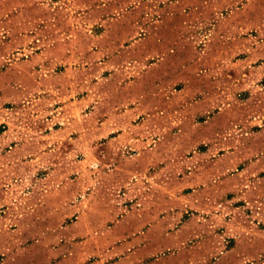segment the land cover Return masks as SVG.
<instances>
[{
    "label": "rangeland",
    "instance_id": "374dc122",
    "mask_svg": "<svg viewBox=\"0 0 264 264\" xmlns=\"http://www.w3.org/2000/svg\"><path fill=\"white\" fill-rule=\"evenodd\" d=\"M42 51L68 60L27 65ZM39 78L55 106L81 99L62 117L85 112L86 135L110 117L102 139L164 138L139 181L165 201L131 209L127 178L115 201H69L52 223L63 233L40 247L20 237L35 175L14 148L41 119ZM93 144L79 154L88 194L140 166ZM0 264H264V0H0Z\"/></svg>",
    "mask_w": 264,
    "mask_h": 264
},
{
    "label": "crops",
    "instance_id": "0c3cea01",
    "mask_svg": "<svg viewBox=\"0 0 264 264\" xmlns=\"http://www.w3.org/2000/svg\"><path fill=\"white\" fill-rule=\"evenodd\" d=\"M61 60H68V58L60 53H44L42 51L32 56L27 65L40 62V67L47 69L49 63ZM39 64L32 68L33 74H39L40 71L37 68ZM38 81L34 80L31 86H35L37 93L44 94L41 101L34 103L37 105L34 112L39 113L41 119H34L36 121L28 125V133H14L20 136L19 144L14 148V155L18 158L28 159V163L31 164L28 172L35 175L31 197L28 200L35 203L34 215H23L19 219H15V222L18 223V228L15 231L19 232L20 237H33L37 239L34 246L40 247L39 244L42 239L45 241L63 233L58 230V228L63 227L58 226L55 228L52 223L59 218L61 220L64 218L67 214L69 201H77L78 205H80L79 201H115V197H113L116 194L115 186L121 184L127 178L128 182L124 184L126 185L125 191L121 192L122 196H119L118 200L121 201L124 196L125 201H130L131 209L135 205H141L142 201H165L164 189H162L163 191L155 189L153 193L151 192L148 195V192L145 191L146 188L139 181L140 174L145 172L141 160L152 150L159 151L163 147L164 138L154 141L156 150H154V147H149L150 139L147 134L137 136L125 133L110 134L102 139L101 133L110 130L113 125L110 117L106 119L92 118L94 127L97 130L93 131L92 135H86V126L90 123L85 119V116H87L85 112H83V116L80 113V116L73 118L69 123L63 121L62 117V113L66 109H70L74 104L78 107L81 99L68 100L62 103L61 106H55L54 104L62 102V99L57 98L58 95L51 96L54 88L48 89L45 85V79L39 78ZM58 94L61 95L62 91H59ZM93 109L96 111V106ZM94 111L89 113L94 114ZM120 124L123 125L125 122ZM68 127L74 130L73 134L69 135L67 133ZM89 142L94 143V150L104 154L107 153L109 156L117 157L121 153H130L137 161H140V166L138 165L139 168L137 166L136 170H132L135 173H128L130 175L118 173L117 171H110L109 174L107 172L104 177L97 179L88 194L85 187V168L80 165L79 154L85 152L86 145ZM68 156L76 157L74 161H71V165L68 164L69 160L66 158ZM20 171L22 173L27 172L24 167H20ZM111 174L112 177H110ZM130 176H132V179ZM76 218L80 220L82 215H78ZM143 219L146 218L141 217L139 221ZM137 239H139V236Z\"/></svg>",
    "mask_w": 264,
    "mask_h": 264
}]
</instances>
